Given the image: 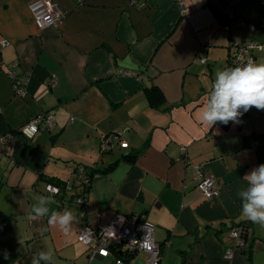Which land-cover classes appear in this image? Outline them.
<instances>
[{"label": "crops", "instance_id": "obj_1", "mask_svg": "<svg viewBox=\"0 0 264 264\" xmlns=\"http://www.w3.org/2000/svg\"><path fill=\"white\" fill-rule=\"evenodd\" d=\"M131 1L54 0L65 19L39 29L33 0H0V136L40 113L56 119L52 131L19 137L0 153V264H31L34 253L49 249L55 264H114V257L90 260L78 232L117 214L155 225L161 264H264V226L241 217L238 196L244 175L264 164V110L253 107L235 127L201 123L216 73L229 68L232 42L261 44L254 62L264 63V0H235L253 32L236 23L230 32L222 28L223 0H141V8ZM10 68L30 76L26 97L14 94ZM153 87L165 96L159 108L146 93ZM112 135L119 139L105 152L103 139ZM113 164L94 174L87 219H76L70 237L58 228L42 233L47 218L27 219L50 181H73L79 166ZM199 166L219 196L201 195ZM77 188L49 207L77 218ZM244 227L247 241L237 247L232 232Z\"/></svg>", "mask_w": 264, "mask_h": 264}, {"label": "built area", "instance_id": "obj_2", "mask_svg": "<svg viewBox=\"0 0 264 264\" xmlns=\"http://www.w3.org/2000/svg\"><path fill=\"white\" fill-rule=\"evenodd\" d=\"M141 0H132L131 5H137L139 8L144 4ZM225 8L223 11L222 28L230 32L232 23H236L239 27H247L251 32L255 31L254 24H247L246 21L236 14L235 0H223ZM30 10L33 14L36 25L39 29H46L58 27L66 17V12L63 11L54 0H33L30 4ZM181 12L187 15L190 9L181 4ZM9 42L4 40L1 46H7ZM234 51L231 54V61L233 67L247 64L249 61H255V53L261 50L263 46L256 42H232ZM205 62V59L202 60ZM128 73H124L127 75ZM9 75L12 79V89L15 95L26 97L28 94V87L30 82L29 75L15 74L12 68L9 69ZM250 111L245 114H249ZM221 124V123H219ZM224 125V124H221ZM237 123L229 122L224 126L235 127ZM56 127V119L54 115L49 113H40L33 117L27 124H25L18 132L7 133L0 136V153L5 152L7 147L15 143L18 138L32 140L35 136L43 131H52ZM117 136H109L103 139L102 149L107 152L112 145L118 141ZM77 179L67 181L65 189L71 191L76 188V185L82 183L84 178H80L82 173L79 170ZM197 188L201 195L210 200L219 196V190L215 187L213 177L205 173V169L199 166L196 175ZM86 184L87 180L85 181ZM62 189L56 185L47 184L44 193L47 196L55 198L59 196ZM77 199V200H76ZM75 204L82 206V211L77 216V221L87 219L86 211L84 209V200L82 197L76 198ZM155 225L147 221L144 217H126L123 215H115L108 225H98L92 227L91 225H83L78 232L79 243L89 247L91 250L90 260L95 258L106 259L114 257V264H132V259L140 254L145 255L142 264H161L163 258V244L156 240ZM242 229H234L232 237L236 239L237 247H243L244 242L241 239ZM119 252L120 256L116 253ZM234 251L227 250L225 257L231 259Z\"/></svg>", "mask_w": 264, "mask_h": 264}, {"label": "clouds", "instance_id": "obj_3", "mask_svg": "<svg viewBox=\"0 0 264 264\" xmlns=\"http://www.w3.org/2000/svg\"><path fill=\"white\" fill-rule=\"evenodd\" d=\"M264 110V63L249 61L247 64L218 71L207 104L202 108L201 123L213 127L218 123H240L242 116L252 108ZM247 187L238 192L242 202L241 217L264 226V164L244 175ZM27 215L29 221L42 222V233L58 228L65 236H71L75 215L68 209L53 210L49 206L56 201L51 196L35 195ZM5 259L8 255L5 254ZM55 264L51 249L34 253L31 264Z\"/></svg>", "mask_w": 264, "mask_h": 264}, {"label": "trees", "instance_id": "obj_4", "mask_svg": "<svg viewBox=\"0 0 264 264\" xmlns=\"http://www.w3.org/2000/svg\"><path fill=\"white\" fill-rule=\"evenodd\" d=\"M220 23L222 25L223 23V13L220 17ZM228 67H233L232 65V61H231V55L229 57V66ZM147 93V96H148V99H149V102L151 104V106L155 107V108H159L161 105H163L165 103V96L163 95L162 91L158 88V87H153L151 89H147L146 91ZM219 124V123H218ZM109 151V150H108ZM136 157H130L128 156L127 159H129V161H132V160H135ZM114 164L111 165L108 169H105V170H91L89 167H83V166H79L76 168V175H75V179H77V176L79 175V170L82 171V173L80 174V178H84V181L78 185H76L77 188V192L78 191H81V193H78V196L77 197H82L83 200H84V206L86 204V200H87V195H88V192H89V189L91 188V183H92V179L94 177V174L96 173H106V172H109L111 171V169L113 168ZM87 180V183H85V181ZM52 185H56L58 187H60L62 189V192L61 194L64 192L68 193V191L65 189V184L67 181H63V182H60V181H50ZM77 200V199H76ZM74 200V201H76ZM118 256H120V253L117 252L116 253Z\"/></svg>", "mask_w": 264, "mask_h": 264}, {"label": "water", "instance_id": "obj_5", "mask_svg": "<svg viewBox=\"0 0 264 264\" xmlns=\"http://www.w3.org/2000/svg\"><path fill=\"white\" fill-rule=\"evenodd\" d=\"M248 234H249V227H244L242 229V233H241V239L244 242V245H245V242L247 241V235Z\"/></svg>", "mask_w": 264, "mask_h": 264}, {"label": "rangeland", "instance_id": "obj_6", "mask_svg": "<svg viewBox=\"0 0 264 264\" xmlns=\"http://www.w3.org/2000/svg\"><path fill=\"white\" fill-rule=\"evenodd\" d=\"M139 258V257H138Z\"/></svg>", "mask_w": 264, "mask_h": 264}]
</instances>
